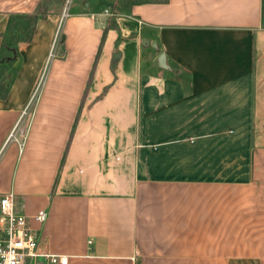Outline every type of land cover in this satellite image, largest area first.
Returning a JSON list of instances; mask_svg holds the SVG:
<instances>
[{"label": "crops", "instance_id": "1", "mask_svg": "<svg viewBox=\"0 0 264 264\" xmlns=\"http://www.w3.org/2000/svg\"><path fill=\"white\" fill-rule=\"evenodd\" d=\"M56 3L0 0V46L35 18L0 96V195L45 213L67 264H264V0Z\"/></svg>", "mask_w": 264, "mask_h": 264}, {"label": "built area", "instance_id": "2", "mask_svg": "<svg viewBox=\"0 0 264 264\" xmlns=\"http://www.w3.org/2000/svg\"><path fill=\"white\" fill-rule=\"evenodd\" d=\"M70 0H66L60 20L70 10ZM59 37L57 30L52 38L48 59L54 55V47ZM45 213L33 215L17 212L11 194L0 195V264H67L69 255L49 251L32 228L33 221H42Z\"/></svg>", "mask_w": 264, "mask_h": 264}, {"label": "trees", "instance_id": "3", "mask_svg": "<svg viewBox=\"0 0 264 264\" xmlns=\"http://www.w3.org/2000/svg\"><path fill=\"white\" fill-rule=\"evenodd\" d=\"M34 21L35 18L27 14L13 16L9 19L6 30L2 35L0 66L13 63L16 60L18 56L17 43L29 39Z\"/></svg>", "mask_w": 264, "mask_h": 264}, {"label": "rangeland", "instance_id": "4", "mask_svg": "<svg viewBox=\"0 0 264 264\" xmlns=\"http://www.w3.org/2000/svg\"><path fill=\"white\" fill-rule=\"evenodd\" d=\"M53 1H54V4H57L56 2L61 1L62 9H63L64 3L66 0H53ZM134 1H144V0H134ZM150 1H158V0H150ZM70 3H71V5H70V9H71L75 3V0H70ZM38 13H40V14L44 13L43 9L41 8ZM59 41H60V37H58L57 42L55 43V47L57 46ZM55 47H54L53 57L55 56ZM58 51H59V49H58ZM60 52H61V50H60ZM57 54H59V53H57ZM53 57H51V58H53ZM51 58H49V59H51ZM14 72H15L14 62L10 63V64H6L4 66H0V96L4 95V93L6 92V89L9 87V84H10V81L13 77ZM44 79H45V74L42 75L41 78L39 79L38 84L36 85V88L30 97L28 105L29 104L32 105V104H35L37 102L38 96H39L38 95L39 89L44 84Z\"/></svg>", "mask_w": 264, "mask_h": 264}, {"label": "water", "instance_id": "5", "mask_svg": "<svg viewBox=\"0 0 264 264\" xmlns=\"http://www.w3.org/2000/svg\"><path fill=\"white\" fill-rule=\"evenodd\" d=\"M163 59V53H159V60Z\"/></svg>", "mask_w": 264, "mask_h": 264}]
</instances>
